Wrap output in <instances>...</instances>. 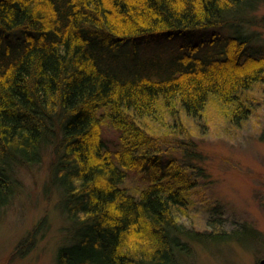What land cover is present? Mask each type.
Segmentation results:
<instances>
[{
	"label": "trees",
	"instance_id": "trees-1",
	"mask_svg": "<svg viewBox=\"0 0 264 264\" xmlns=\"http://www.w3.org/2000/svg\"><path fill=\"white\" fill-rule=\"evenodd\" d=\"M261 1L0 0V210L15 171L51 152L71 233L56 264H173L190 180L153 176L137 198L122 189L129 170L157 164L135 124L158 115L185 126L212 97L241 118L252 85L264 84V42L251 30ZM189 35L209 36L218 55ZM153 36L178 43L126 54ZM103 123L118 132L115 147Z\"/></svg>",
	"mask_w": 264,
	"mask_h": 264
},
{
	"label": "rangeland",
	"instance_id": "rangeland-1",
	"mask_svg": "<svg viewBox=\"0 0 264 264\" xmlns=\"http://www.w3.org/2000/svg\"><path fill=\"white\" fill-rule=\"evenodd\" d=\"M252 15L258 24L251 30L264 42V0ZM189 36L192 42L202 41L203 52L213 49L209 36ZM150 39L128 44L126 54L141 60L160 51L163 43H178ZM228 39L224 34L223 41ZM224 42L217 45L225 47ZM249 100L239 110L241 118L225 112L212 97L205 118L190 119L185 126L158 115L135 124L146 135L142 151L156 157L157 164L129 170L122 189L137 198L153 176L178 172L179 182L190 180L185 196L189 208L182 220L187 236L173 264H260L264 259L263 83L252 85ZM246 115L250 117L243 120ZM173 124L179 127L170 129ZM101 128L105 141L115 147L118 132L107 123ZM53 162L49 152L41 163L15 171L14 196L0 210V264H56L58 249L70 242L61 194L51 181ZM26 240L32 245L21 252Z\"/></svg>",
	"mask_w": 264,
	"mask_h": 264
},
{
	"label": "water",
	"instance_id": "water-1",
	"mask_svg": "<svg viewBox=\"0 0 264 264\" xmlns=\"http://www.w3.org/2000/svg\"><path fill=\"white\" fill-rule=\"evenodd\" d=\"M260 264H264V259L261 260Z\"/></svg>",
	"mask_w": 264,
	"mask_h": 264
}]
</instances>
